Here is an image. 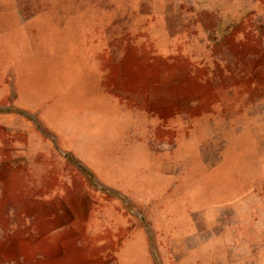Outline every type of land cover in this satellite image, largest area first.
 Returning <instances> with one entry per match:
<instances>
[{
  "label": "rangeland",
  "instance_id": "1",
  "mask_svg": "<svg viewBox=\"0 0 264 264\" xmlns=\"http://www.w3.org/2000/svg\"><path fill=\"white\" fill-rule=\"evenodd\" d=\"M0 264H264V0H0Z\"/></svg>",
  "mask_w": 264,
  "mask_h": 264
}]
</instances>
